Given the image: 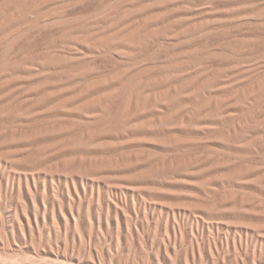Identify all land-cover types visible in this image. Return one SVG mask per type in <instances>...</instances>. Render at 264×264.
I'll return each mask as SVG.
<instances>
[{
	"label": "rangeland",
	"instance_id": "rangeland-1",
	"mask_svg": "<svg viewBox=\"0 0 264 264\" xmlns=\"http://www.w3.org/2000/svg\"><path fill=\"white\" fill-rule=\"evenodd\" d=\"M0 264H264V0H0Z\"/></svg>",
	"mask_w": 264,
	"mask_h": 264
}]
</instances>
